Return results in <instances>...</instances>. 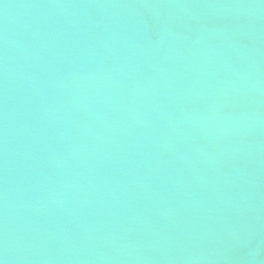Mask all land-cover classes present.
<instances>
[{
    "label": "water",
    "instance_id": "95a60500",
    "mask_svg": "<svg viewBox=\"0 0 264 264\" xmlns=\"http://www.w3.org/2000/svg\"><path fill=\"white\" fill-rule=\"evenodd\" d=\"M0 264H264V0H0Z\"/></svg>",
    "mask_w": 264,
    "mask_h": 264
}]
</instances>
